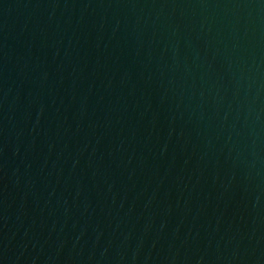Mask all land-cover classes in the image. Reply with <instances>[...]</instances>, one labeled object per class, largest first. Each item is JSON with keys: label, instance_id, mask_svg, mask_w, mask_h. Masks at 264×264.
I'll use <instances>...</instances> for the list:
<instances>
[{"label": "water", "instance_id": "1", "mask_svg": "<svg viewBox=\"0 0 264 264\" xmlns=\"http://www.w3.org/2000/svg\"><path fill=\"white\" fill-rule=\"evenodd\" d=\"M0 264H264V0H0Z\"/></svg>", "mask_w": 264, "mask_h": 264}]
</instances>
